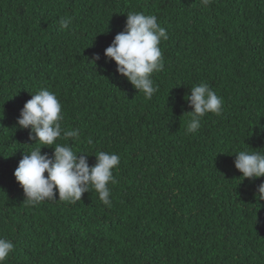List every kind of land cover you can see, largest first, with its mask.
Returning a JSON list of instances; mask_svg holds the SVG:
<instances>
[{"label":"trees","instance_id":"16d2710c","mask_svg":"<svg viewBox=\"0 0 264 264\" xmlns=\"http://www.w3.org/2000/svg\"><path fill=\"white\" fill-rule=\"evenodd\" d=\"M129 12L168 34L150 100L104 56ZM200 83L223 110L189 133L184 96ZM41 88L57 95L62 129L80 133L55 143L90 166L98 151L120 156L111 206L94 190L24 201L13 176L23 152L55 146L16 125ZM245 149L264 152V0H0V237L15 245L4 264H264V177L242 180L233 153Z\"/></svg>","mask_w":264,"mask_h":264},{"label":"clouds","instance_id":"9594fccd","mask_svg":"<svg viewBox=\"0 0 264 264\" xmlns=\"http://www.w3.org/2000/svg\"><path fill=\"white\" fill-rule=\"evenodd\" d=\"M201 3L207 6L211 0H201ZM59 24L61 29H67L71 24V17L62 18ZM167 39V30L160 25L155 15L129 12L126 14L124 29L104 49V56L115 62L119 75L150 100L159 90L152 74L164 67L159 45ZM99 58L97 54L93 60ZM30 95L31 98L19 112L16 125L20 129L29 130V139L35 141L33 144L55 146L51 147V156L42 153L41 149L46 148L42 146H37L28 153L23 152L13 176L22 188L24 201L36 206L46 200H56L58 193L59 200L75 203L81 201L83 193L94 190L104 205L111 206L108 185L116 183L113 170L118 167L120 156L101 150L94 155L95 163L90 166L87 160L89 155L76 152L69 144L55 143L62 135L78 143L79 130L62 129V105L54 92L41 88ZM184 99L192 109L186 112L190 116L187 124L189 133H195L201 127V120L207 114L220 115L223 110V99L207 83L190 87V95L185 94ZM233 154L234 167L241 174L242 180L264 177V152L245 149ZM254 199V205L264 207L260 203L264 201V180L256 187ZM14 247L11 240L0 237V264H4Z\"/></svg>","mask_w":264,"mask_h":264}]
</instances>
